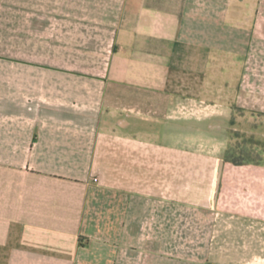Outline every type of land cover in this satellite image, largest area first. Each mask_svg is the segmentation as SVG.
I'll return each instance as SVG.
<instances>
[{"label":"crops","instance_id":"0c3cea01","mask_svg":"<svg viewBox=\"0 0 264 264\" xmlns=\"http://www.w3.org/2000/svg\"><path fill=\"white\" fill-rule=\"evenodd\" d=\"M264 0H0V264H264Z\"/></svg>","mask_w":264,"mask_h":264},{"label":"rangeland","instance_id":"374dc122","mask_svg":"<svg viewBox=\"0 0 264 264\" xmlns=\"http://www.w3.org/2000/svg\"><path fill=\"white\" fill-rule=\"evenodd\" d=\"M237 146L233 153V156L237 158L264 157V143H257L251 137H245L239 140Z\"/></svg>","mask_w":264,"mask_h":264}]
</instances>
